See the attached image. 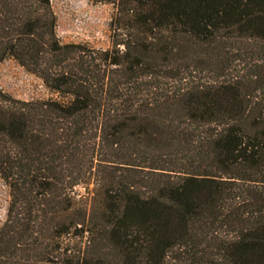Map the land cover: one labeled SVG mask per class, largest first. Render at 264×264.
I'll return each mask as SVG.
<instances>
[{
    "label": "trees",
    "instance_id": "16d2710c",
    "mask_svg": "<svg viewBox=\"0 0 264 264\" xmlns=\"http://www.w3.org/2000/svg\"><path fill=\"white\" fill-rule=\"evenodd\" d=\"M92 1L109 49L0 0V63L57 96L0 87V264H264V0Z\"/></svg>",
    "mask_w": 264,
    "mask_h": 264
},
{
    "label": "rangeland",
    "instance_id": "374dc122",
    "mask_svg": "<svg viewBox=\"0 0 264 264\" xmlns=\"http://www.w3.org/2000/svg\"><path fill=\"white\" fill-rule=\"evenodd\" d=\"M57 16V32L63 43L88 42L97 49L112 47L110 23L113 4L92 0H52ZM0 87L14 99L31 101L57 97L36 74L26 70L14 58L0 63ZM83 192V191H82ZM11 188L0 174V229L9 218Z\"/></svg>",
    "mask_w": 264,
    "mask_h": 264
}]
</instances>
